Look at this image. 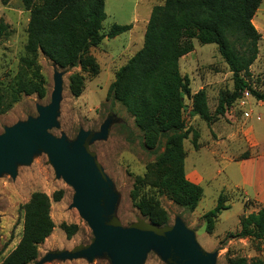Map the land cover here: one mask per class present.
<instances>
[{"label": "rangeland", "instance_id": "374dc122", "mask_svg": "<svg viewBox=\"0 0 264 264\" xmlns=\"http://www.w3.org/2000/svg\"><path fill=\"white\" fill-rule=\"evenodd\" d=\"M164 1L106 0L107 17L101 32L107 34L114 24H132L133 28L112 39L105 37L100 45L89 50L95 62L96 68L93 70L82 65L60 68L38 53L37 65L46 86V95L41 98L36 94H22L9 111L0 114V135L5 133L6 128L29 118H37L38 106H47L51 102L58 78L62 88L57 124L50 131L56 137L64 138L69 149H73L81 131L98 135L89 143V148L107 177V192L111 197L106 213L108 222H118L123 226L139 220L150 222L135 206L133 193L137 190L138 198L158 202L168 218V225L181 223L193 233L198 246L213 255L214 264H231L232 260L240 256L264 259L261 240L234 237L240 229L241 217L251 211L252 202L246 200L236 184L240 173L238 164L233 162L246 155L242 137L248 125L254 126L260 138L264 136V107L243 105L245 109L254 111L249 118L238 100L223 115L216 114L221 96L231 94L234 88L232 72L218 46L193 39V51L184 55L179 62L182 75L188 76L191 81L192 94L205 89L209 110L216 114L213 121L206 122L193 112L192 98L185 96L183 118L186 128L190 130L183 143L186 152L185 170L187 177L203 188V196L194 210H187L173 202L159 186L160 171L156 160L164 151L165 139L155 148H147L144 133L137 128L134 118L109 96V88L118 69L143 46L153 7ZM29 19L30 11L23 7L20 0H11L7 5L0 2V21L8 25L7 32L0 40V91L13 85L21 58L26 55ZM253 24L261 37L257 59L250 67L249 81L254 88L263 92L264 0L256 10ZM77 86L80 87V93L75 95L73 88ZM250 97L254 102L253 96ZM258 114L262 116L260 120L256 117ZM137 179L140 185L136 187ZM57 190H63L64 193L61 200H52L51 203L55 228L39 247V256L31 264H114L112 255L107 251L91 258L84 254L56 256L60 252H72L79 246L90 244L94 236L87 221L73 206L74 188L57 174L47 152L40 149L33 150L26 160L16 162L15 174L8 171L0 173V263L22 237V205L35 191L52 196ZM220 196L224 198L222 205L230 207L222 210L209 230L205 214L217 205ZM63 223L78 226L71 237L61 228ZM230 240L232 243H229ZM140 264L171 263L155 247H151Z\"/></svg>", "mask_w": 264, "mask_h": 264}, {"label": "trees", "instance_id": "16d2710c", "mask_svg": "<svg viewBox=\"0 0 264 264\" xmlns=\"http://www.w3.org/2000/svg\"><path fill=\"white\" fill-rule=\"evenodd\" d=\"M11 0H0L7 5ZM30 11L27 26L26 55L15 81L0 91V114L9 111L22 94L46 95V86L37 65V54L42 53L60 68L82 65L93 70L94 59L89 55L92 47L100 45L105 37L115 38L133 28L132 24L111 26L107 34L101 32L107 17L106 0H20ZM262 0H165L151 11L144 34V43L115 74L109 96L119 102L134 118L135 125L145 136V146L155 148L165 139V148L157 156L160 171L159 186L176 204L194 210L203 196L200 184L186 174L184 140L190 130L183 118L185 96L192 98L193 112L206 122L223 115L229 106L250 94L264 101L249 81L250 67L257 59L261 37L253 24V17ZM8 25L0 21V40ZM193 39L203 44L213 43L233 75L231 94L222 95L216 114L209 110L205 89L191 92V81L180 70V59L193 51ZM77 76V75H75ZM74 76V77H75ZM78 95L80 87H74ZM136 187L140 185L137 179ZM63 190L52 196L35 191L22 205L23 233L17 246L0 264H31L39 256V247L52 234L55 222L51 216L52 200L59 201ZM134 190L135 206L158 226L168 225V218L157 201L138 198ZM217 205L205 214L207 228L212 229L214 219L230 206ZM77 225L63 223L61 228L71 237ZM234 237H251L264 242V207L243 215L240 229ZM262 247V244H261ZM231 264H264V259L237 257Z\"/></svg>", "mask_w": 264, "mask_h": 264}, {"label": "water", "instance_id": "95a60500", "mask_svg": "<svg viewBox=\"0 0 264 264\" xmlns=\"http://www.w3.org/2000/svg\"><path fill=\"white\" fill-rule=\"evenodd\" d=\"M55 82L51 102L38 106L37 118L6 128L0 135V173L15 174V163L26 160L33 150L40 149L47 152L57 174L74 188L73 206L89 224L94 240L56 256L84 254L91 258L107 251L114 264H140L147 251L155 247L171 264H214L213 255L204 252L193 233L181 223L158 226L139 220L123 226L108 222L106 213L111 197L107 192V177L89 148V143L98 135L81 131L73 149H69L64 138L50 131L57 124L62 88L58 78Z\"/></svg>", "mask_w": 264, "mask_h": 264}, {"label": "crops", "instance_id": "0c3cea01", "mask_svg": "<svg viewBox=\"0 0 264 264\" xmlns=\"http://www.w3.org/2000/svg\"><path fill=\"white\" fill-rule=\"evenodd\" d=\"M250 96L246 95L243 96L244 98L239 99L240 104L242 106L245 104L246 106L256 104L264 107V101L256 100L253 97L255 99L253 102ZM246 106H243V109L245 115L248 114L246 116L250 118L254 114V111L251 108L245 109ZM256 117L258 120L262 118L261 114H258ZM246 123H248V120H246ZM244 135L242 142L246 155L239 157L235 161L233 160V162L238 164L240 173V179L236 184L243 191L246 200L252 202L250 205L252 209L248 212L249 214L264 207V136L260 138L253 125H248L244 131ZM245 239L249 240V238H241V240ZM229 243H232V240ZM262 252L264 255V242L262 243Z\"/></svg>", "mask_w": 264, "mask_h": 264}, {"label": "built area", "instance_id": "2783aa9c", "mask_svg": "<svg viewBox=\"0 0 264 264\" xmlns=\"http://www.w3.org/2000/svg\"><path fill=\"white\" fill-rule=\"evenodd\" d=\"M246 115H248V114H246Z\"/></svg>", "mask_w": 264, "mask_h": 264}]
</instances>
